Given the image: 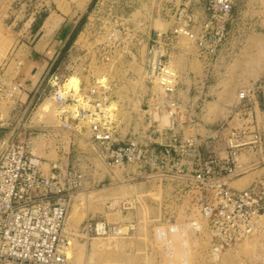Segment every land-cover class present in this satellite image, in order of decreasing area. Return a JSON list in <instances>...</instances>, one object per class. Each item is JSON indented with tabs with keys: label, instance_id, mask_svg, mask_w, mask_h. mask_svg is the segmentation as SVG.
Instances as JSON below:
<instances>
[{
	"label": "built area",
	"instance_id": "2783aa9c",
	"mask_svg": "<svg viewBox=\"0 0 264 264\" xmlns=\"http://www.w3.org/2000/svg\"><path fill=\"white\" fill-rule=\"evenodd\" d=\"M2 1L6 0H0V4ZM234 1L207 0L204 16L196 18L188 12L187 0H169L171 30L153 31L145 58L147 78L165 93L174 90L177 73L161 47L170 35L188 38L197 56L209 68L228 33ZM109 26L99 43L107 55L138 38L123 21L113 19ZM16 77L6 79L0 74V101L18 100L23 86ZM65 88L56 86L50 93L57 126L77 133L79 124L88 129L93 155L111 169L108 183L136 178L169 183L173 190L171 203H180L189 213L200 216L201 219L188 217L183 223L176 222L169 213L156 219L152 235L166 261L173 260L168 264L188 262L187 241L176 247L172 238L175 233L183 236L184 224H187L184 236L187 239L188 230L199 231L204 223L213 264H218L224 249L249 238L257 236L264 245V222H258L264 215V174L241 189L228 185L231 179L264 162V127L257 117L259 92L264 97V87L251 83L238 89L232 121L212 125L207 135L196 132L200 124L197 105L180 107L172 102L167 105L170 114L188 115V118L180 122L173 119L171 126L163 130L153 129L148 143L129 136L119 138L114 110L106 107L110 102V85L104 77L92 79L86 87L79 86L76 90ZM158 137L164 142L153 139ZM242 151L258 153L259 157L248 163L240 162L238 155ZM131 167L134 173L129 171ZM85 178L84 169L74 164L63 165L58 159L50 161L45 172L42 158L25 140L0 138V264H70L66 219L71 200ZM163 202L166 209L169 203ZM133 204L132 199L112 200L107 207L121 211L132 208ZM134 229L135 221L87 218L76 235L123 237Z\"/></svg>",
	"mask_w": 264,
	"mask_h": 264
},
{
	"label": "rangeland",
	"instance_id": "374dc122",
	"mask_svg": "<svg viewBox=\"0 0 264 264\" xmlns=\"http://www.w3.org/2000/svg\"><path fill=\"white\" fill-rule=\"evenodd\" d=\"M85 3L86 0L3 1L0 4L1 76L11 79L19 74L20 65L17 61L22 63L24 55V46L20 43L32 26L34 12L45 13L43 8H47L76 13ZM187 3L192 2L187 0ZM203 3L204 0H198L195 4L197 17L203 14ZM92 6L93 11L89 14L85 28L76 37L72 48L50 70L52 74L48 75L49 80L47 78L43 82L40 96L28 106L16 105L15 101H0V138L25 140L30 149H35L34 153L42 158L45 172L48 171L49 162L56 159L63 165L74 164L86 171L83 187L76 194L79 197L73 198L74 204L70 206L66 219L65 230L70 240V250L78 253L76 256L70 255V264L173 263V260L166 261L153 238L156 219L169 213L176 222L183 223L188 217L201 219L200 216L189 213L180 203H171L173 190L169 183L139 178L122 179L118 184L108 183L111 169L93 155L87 139L88 129L79 124L77 133L58 127L55 104L50 93L56 86L61 88L68 79L72 81L68 86L74 85L76 90L79 86L86 87L92 79L104 77L110 85V100H114L109 110H114L117 118L119 138L123 139L126 135L143 143L151 140L153 129L163 130L171 126L173 119L180 122L188 118V115L183 114L171 115L167 105L175 102L180 107L187 106L189 97L194 94V89L191 91L189 87L191 85L198 84L202 91V96L194 104L198 106L200 122L203 104L209 101L216 104L208 109L209 114H213L217 107L222 109L214 124L230 123L236 109L238 89L251 83L264 87V0L234 1L227 24L228 33L209 68L197 56L194 44L188 38L170 35L162 41L161 47L168 63L177 73V84L171 93L160 91L155 81L147 78L144 63V57L152 44V41L147 43L148 37H153L154 30L167 33L171 30L169 0H94ZM113 19L127 23L138 38L107 55L108 52L99 43ZM31 39L32 36H29L28 40ZM68 86L63 85L65 89ZM259 97L263 108L257 111V117L264 127V97L261 92ZM41 103L48 104L51 114H37ZM15 125L18 127L12 130ZM179 126L186 129L181 123ZM198 127L204 130L205 126L199 124ZM153 139L164 142L160 137ZM250 153L240 152L238 160L244 163L251 161ZM257 168V173H261L264 162H260ZM129 171L134 173V167ZM118 172L121 173V170ZM249 183L247 172L228 185L241 189ZM123 199H132L133 207L121 211L107 207L109 201ZM162 202L169 203L166 209ZM87 218L110 222L135 221V229L123 237L79 239L77 230ZM258 222H264V215ZM202 225L199 231L188 230L187 239L184 237L187 224L183 225V236L176 233L172 235L176 247L178 243L182 246L187 241V264H213L209 255L207 230L204 223ZM183 259L186 260L185 257ZM175 264H179V261ZM218 264H264V245L259 243L257 236L249 238L224 249L219 255Z\"/></svg>",
	"mask_w": 264,
	"mask_h": 264
},
{
	"label": "crops",
	"instance_id": "0c3cea01",
	"mask_svg": "<svg viewBox=\"0 0 264 264\" xmlns=\"http://www.w3.org/2000/svg\"><path fill=\"white\" fill-rule=\"evenodd\" d=\"M190 1L192 2L191 4L187 3L188 12L192 13L196 18H202L205 13V5L207 0H204L202 10L203 14L201 17H197L196 11L194 9L195 4L198 2V0ZM93 3L94 0H86L84 7L76 13H63L60 11L57 12L56 10H48L47 8H43L45 13H36L37 11L33 13L31 21L32 26L29 30L25 32L23 37L24 40L20 43V45L24 46V55L22 57V63L19 66V74L17 75L16 79L23 86V90L19 96L18 101H16V105L28 106L40 96V90L43 82L48 78V75L52 74V72L50 74V70L55 65V63L60 60L61 57L72 48L76 37L85 28V25L87 24L89 19V14L93 11ZM169 20L171 22V27L172 16H170ZM29 36H32L31 40H28ZM148 38L149 39L147 40V43L149 44V41L151 42L153 40V37ZM145 58L146 55L144 57V63ZM189 87L191 91L192 89H194V94L193 96L189 97V102L187 104L194 105L202 96V91L200 90L198 84L191 85ZM203 105L204 111L201 115L202 121L200 122V126L204 125L205 127H203L204 130L198 127V129H196V132L200 135H207L209 133L210 127L214 125V123L219 118L221 112L220 110L222 109L220 107H217V109H214L216 111L213 112V114H209L208 109L211 107V105L216 104L209 103L208 101ZM261 107L263 108L260 101V108L258 110H260ZM207 126L208 128H206ZM16 127L18 126L15 125L12 130H14ZM124 137L126 138V135ZM124 137L123 139H125ZM250 155V160H254L259 157L258 153L252 152L250 153ZM262 158H264V156H262ZM259 163H257L256 166H253L250 170L245 172H249L250 183L255 178L260 177L264 174V170L261 173H257V171L259 170V168H257V165ZM235 178L231 179L229 182H231ZM72 201L73 199L71 200L70 206L72 205ZM110 217L114 218V216ZM77 238L89 240L92 237ZM86 246L88 247V242Z\"/></svg>",
	"mask_w": 264,
	"mask_h": 264
},
{
	"label": "bare ground",
	"instance_id": "6f19581e",
	"mask_svg": "<svg viewBox=\"0 0 264 264\" xmlns=\"http://www.w3.org/2000/svg\"><path fill=\"white\" fill-rule=\"evenodd\" d=\"M3 2V1H2ZM1 2V3H2ZM70 83H72V81H71V79H68V80H66L65 82H64V84L63 85H69ZM156 83V82H155ZM156 85H157V87L160 89V91H163L162 89H161V87L156 83ZM68 88H76V86H74V85H71V86H68ZM113 101L114 100H110V102H109V104H107V109H109V108H111V106L113 105L112 103H113ZM47 103V102H46ZM38 113L37 114H44V113H47V115H48V113H50L51 111H50V108H49V106H48V104H45V103H41L40 105H39V107H38V111H37ZM51 114V113H50ZM41 115V116H42ZM54 118V117H53ZM37 148V147H36ZM33 152H36L35 151V149L33 150ZM39 152H40V150H39ZM41 155V154H40ZM90 193V192H89ZM89 193H87V195L89 194ZM76 197H79V196H76ZM75 197V198H76ZM74 204V203H73ZM72 204V205H73ZM77 247V246H76ZM71 248H70V246H69V249H68V251H69V255H78V253H74V251H72V250H70ZM79 249V248H78ZM75 251H78V250H75ZM78 258H79V256H78ZM75 259V258H74ZM77 261V260H76ZM77 263V262H76Z\"/></svg>",
	"mask_w": 264,
	"mask_h": 264
},
{
	"label": "water",
	"instance_id": "95a60500",
	"mask_svg": "<svg viewBox=\"0 0 264 264\" xmlns=\"http://www.w3.org/2000/svg\"><path fill=\"white\" fill-rule=\"evenodd\" d=\"M263 213V210L262 209H260V214H262Z\"/></svg>",
	"mask_w": 264,
	"mask_h": 264
}]
</instances>
